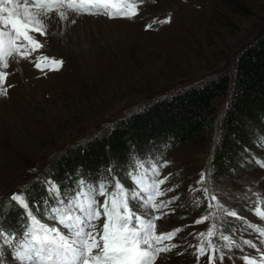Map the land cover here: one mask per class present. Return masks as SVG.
I'll use <instances>...</instances> for the list:
<instances>
[{
	"label": "rangeland",
	"instance_id": "obj_1",
	"mask_svg": "<svg viewBox=\"0 0 264 264\" xmlns=\"http://www.w3.org/2000/svg\"><path fill=\"white\" fill-rule=\"evenodd\" d=\"M235 3L246 11L233 10ZM169 16L170 23L146 28L153 20ZM263 29L264 0H145L140 14L131 20L84 15L77 24L62 28L52 24L46 38L38 37L44 44L40 53L62 59L63 67L45 70V74L34 69L29 60H21L18 64L10 61L7 70V84L12 87L7 96H0V195L7 199L21 186L27 188L36 179L34 173L46 163L50 167V158L96 136L109 123L126 118L133 106L139 107L167 89L193 85L222 71L228 73L236 53ZM216 105L222 106L220 102ZM246 127L252 141L262 133L253 123ZM217 135L218 131L215 140ZM212 143L213 138L165 142L151 144L147 151H168L176 159L174 170L183 169L181 173L193 178L209 161L206 144ZM243 148L224 155L221 172L225 173L223 179L215 176V187L225 205L252 223H260L253 207L244 209L243 205L254 192L264 195V169L234 172L243 161ZM255 152L264 155L260 147ZM124 170V166H116L117 172ZM235 220L227 218L237 231L229 234L234 240L256 239L244 225L236 227ZM181 224L162 215L157 231L168 232ZM205 226L195 233L205 231ZM172 243L180 247L160 256L157 264H197L188 253L194 251L189 245L198 243L194 235L183 230ZM238 251L233 249L232 260L226 256L224 264H242L240 257L245 253L257 255L250 248L242 254ZM7 252L5 261L15 264L11 251Z\"/></svg>",
	"mask_w": 264,
	"mask_h": 264
},
{
	"label": "snow or ice",
	"instance_id": "obj_2",
	"mask_svg": "<svg viewBox=\"0 0 264 264\" xmlns=\"http://www.w3.org/2000/svg\"><path fill=\"white\" fill-rule=\"evenodd\" d=\"M144 3L145 0H0V96H7L12 87L7 84L10 61L18 64L29 60L45 74V70L59 71L63 67L62 59L40 53L44 44L38 37L46 38L52 24L62 28L68 23L75 24L76 17L84 15L131 20L140 14ZM170 22L169 16L153 20L146 28ZM258 146L264 149V136L259 138ZM253 160L264 169V159L253 157ZM167 164L134 156L133 166L127 172L131 188L111 175V168L109 176H101L94 182L81 176L71 193L62 192L55 180L46 179L43 183L54 203L43 202L44 216L52 224L32 211L26 189L13 193L8 203L23 209L25 223L19 234L5 230L0 224V264H5V247L11 250L15 264H155L162 253L180 247L172 241L184 230L181 227L157 231L161 209L179 199L178 196L167 201L159 199L175 191L161 187L168 182L167 176L161 178ZM208 183L209 174L202 171L196 181L198 187L191 189L202 193L207 201L206 214L195 223L210 222L206 231L192 234L198 243L189 247L194 249L192 255L197 264L205 257L206 264L217 261L224 264L226 256L232 260L233 249L244 253L245 248L253 249L257 255H241L242 264H264V195L252 193L253 215L260 220L252 223L223 204ZM194 203L200 205L202 201L196 199ZM224 217L241 220L245 228L256 234V239L236 241L225 234L218 223Z\"/></svg>",
	"mask_w": 264,
	"mask_h": 264
},
{
	"label": "trees",
	"instance_id": "obj_3",
	"mask_svg": "<svg viewBox=\"0 0 264 264\" xmlns=\"http://www.w3.org/2000/svg\"><path fill=\"white\" fill-rule=\"evenodd\" d=\"M232 9L239 13L246 11L240 3L232 5ZM216 102L222 106H217ZM135 106L126 118L109 123L96 136L76 142L50 158L49 173L62 192L72 191L75 180L81 176L96 181L101 176H109V168L111 175L118 174L117 165L130 168L133 163L131 156L142 159L155 151H147L151 144H180L200 138H213L211 145L206 144L209 161L205 166L212 171L214 179L215 176L223 179L222 158L240 146L244 147V158L238 170L233 171H253L249 160L258 148L259 138L264 136V29L236 53L228 73L222 71L193 85L167 89L141 106ZM249 123L262 131L253 141L246 127ZM195 180V177L190 178L183 173L176 176L182 193L189 181ZM26 190L32 211L44 216L46 208L43 202L49 196L43 181H30ZM35 202L40 206H34ZM10 205L0 210V224L5 230L17 232L25 222L23 209H16L13 203ZM182 206L187 208L185 204ZM190 211L185 212V219L189 222L192 217ZM228 230V227L223 229L225 233ZM7 251L5 247V256L9 255Z\"/></svg>",
	"mask_w": 264,
	"mask_h": 264
},
{
	"label": "bare ground",
	"instance_id": "obj_4",
	"mask_svg": "<svg viewBox=\"0 0 264 264\" xmlns=\"http://www.w3.org/2000/svg\"><path fill=\"white\" fill-rule=\"evenodd\" d=\"M79 19H80V17H77V18H76V21H78ZM69 24H70V23H68L67 25H65V27L68 26ZM76 24H77V22H76Z\"/></svg>",
	"mask_w": 264,
	"mask_h": 264
}]
</instances>
